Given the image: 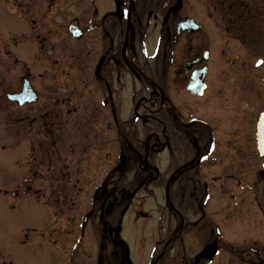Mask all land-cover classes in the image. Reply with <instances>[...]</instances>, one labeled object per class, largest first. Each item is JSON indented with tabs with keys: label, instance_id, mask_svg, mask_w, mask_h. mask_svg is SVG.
<instances>
[{
	"label": "flooded vegetation",
	"instance_id": "af4514ba",
	"mask_svg": "<svg viewBox=\"0 0 264 264\" xmlns=\"http://www.w3.org/2000/svg\"><path fill=\"white\" fill-rule=\"evenodd\" d=\"M212 1L203 7L228 33L244 26L225 24L235 15ZM176 3L0 0V149L24 157L14 195L56 206L40 235L50 264H216L205 248L224 250L207 201L217 184L240 185L238 162L221 158L229 147L220 129L235 125L205 109L211 34L198 21L197 30L180 27L192 17L184 0L168 14ZM205 66V90L190 91ZM25 82L34 99L20 104L10 95ZM210 164L221 167L211 177ZM82 204L70 228L54 227Z\"/></svg>",
	"mask_w": 264,
	"mask_h": 264
},
{
	"label": "rangeland",
	"instance_id": "374dc122",
	"mask_svg": "<svg viewBox=\"0 0 264 264\" xmlns=\"http://www.w3.org/2000/svg\"><path fill=\"white\" fill-rule=\"evenodd\" d=\"M184 2V15L204 23L211 34L207 36V45L213 53L209 61L208 81L213 88L207 94L205 109L210 112L212 108L217 109L235 125L228 129L227 134L225 127L220 129L223 131L220 135L222 141L229 147L220 155L224 163L238 162L234 167H239L240 185L233 181H228L223 187L217 184L207 201L208 210L223 231L225 244L216 264H248L247 260L254 261L258 258L256 255H264V158L258 154L256 145V125L264 111V63H261L264 61V0L252 1V4L244 2L245 13L251 14L252 8L256 7L257 16L252 27L245 26L240 30L246 37L245 41L238 34L235 37L234 33L222 28L221 15L217 16L218 12L213 8L203 7L206 0ZM210 5L215 6L213 1ZM194 35L191 36L193 40L200 41ZM223 47L224 55L221 54ZM201 102L198 100L194 106L198 114L203 110ZM230 138L231 145H228L226 140ZM23 159L19 150L0 151V191L4 188L9 190L8 194L0 193V264H10V261L13 264H50L41 256L46 257V250L51 246L41 242L40 234L32 232L30 240H33L23 243L26 229L32 227L44 231L49 222L47 210L52 213L56 208L13 195L16 182L23 181L26 174ZM220 168L210 164V177ZM256 172L260 173L259 182L255 178ZM255 193L256 199L253 197ZM87 208L83 204L77 205L54 227L67 230L66 226L70 228L68 219L76 217L77 213H85Z\"/></svg>",
	"mask_w": 264,
	"mask_h": 264
},
{
	"label": "water",
	"instance_id": "95a60500",
	"mask_svg": "<svg viewBox=\"0 0 264 264\" xmlns=\"http://www.w3.org/2000/svg\"><path fill=\"white\" fill-rule=\"evenodd\" d=\"M258 143H259V151L261 154L264 155V114L260 119L258 125ZM216 245L213 244L212 246L208 247L205 251V254L212 258L213 254L215 253Z\"/></svg>",
	"mask_w": 264,
	"mask_h": 264
},
{
	"label": "snow or ice",
	"instance_id": "6c2138e0",
	"mask_svg": "<svg viewBox=\"0 0 264 264\" xmlns=\"http://www.w3.org/2000/svg\"><path fill=\"white\" fill-rule=\"evenodd\" d=\"M261 63H264V61H261Z\"/></svg>",
	"mask_w": 264,
	"mask_h": 264
}]
</instances>
